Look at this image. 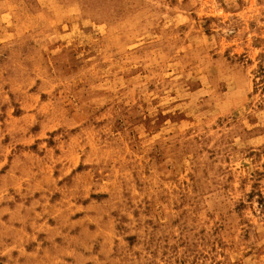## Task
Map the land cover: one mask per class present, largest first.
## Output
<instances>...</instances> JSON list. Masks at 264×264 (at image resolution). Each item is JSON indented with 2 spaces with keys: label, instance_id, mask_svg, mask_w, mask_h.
<instances>
[{
  "label": "rangeland",
  "instance_id": "1",
  "mask_svg": "<svg viewBox=\"0 0 264 264\" xmlns=\"http://www.w3.org/2000/svg\"><path fill=\"white\" fill-rule=\"evenodd\" d=\"M0 264H264V0H0Z\"/></svg>",
  "mask_w": 264,
  "mask_h": 264
}]
</instances>
